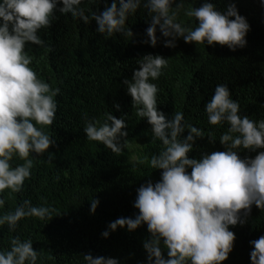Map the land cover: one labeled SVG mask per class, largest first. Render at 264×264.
I'll return each mask as SVG.
<instances>
[{
    "label": "clouds",
    "instance_id": "9594fccd",
    "mask_svg": "<svg viewBox=\"0 0 264 264\" xmlns=\"http://www.w3.org/2000/svg\"><path fill=\"white\" fill-rule=\"evenodd\" d=\"M85 0H0V208L5 205L2 194L23 190L32 173L33 159L48 153L56 140L43 131L53 125L58 103L55 97L60 89H53L39 78L31 67L33 57L25 50L32 44L45 47L39 31L49 28L62 15L71 14L84 24L96 22L97 33L105 39L119 34L133 39L135 33L128 19L139 9L146 10L149 26L143 43L155 47L162 35L165 47H176L182 38L185 43L227 46L231 51L247 45L250 24L239 14L236 3L229 0L224 9H218L211 0H203L199 7L185 9V0H104L103 11H93L81 5ZM264 8V0H259ZM90 5L100 0H87ZM181 11L198 21L190 27L178 21ZM87 13V14H86ZM130 79L122 83L132 98V108L151 126L152 139L162 147L149 160L133 154L136 163L148 161L150 167L161 170L155 183L151 179L136 189L133 217H120L109 222L103 238L118 228L133 232L147 225L148 238L143 242L146 260L143 264H222L234 250L235 233L230 230L246 223L255 205L264 212V119L252 120L240 112L238 100L232 98L226 84H218L214 95L205 104L207 122L213 126L227 125L219 136L224 151L202 153L190 158L189 153L197 139L204 138V130L188 123L183 112L171 117L158 108L160 89L157 81L168 67V58L146 54L136 59ZM119 103H114L116 110ZM127 114L117 118L105 113L101 123L85 114L83 132L86 139L103 144L119 155L133 148L128 141ZM187 130V135H184ZM215 143L213 135L208 136ZM257 152L254 157H241L243 151ZM260 150V151H257ZM14 157L24 161L12 165ZM190 169V171H189ZM58 179V177H57ZM99 199L90 200V214L96 213ZM57 209L51 206H33L24 200L13 212L0 215V226L7 224L10 231L27 217L51 220ZM251 264H264V235L250 241ZM39 253L31 239L11 240L10 248L0 250V264H37ZM84 264H121L118 258L83 255Z\"/></svg>",
    "mask_w": 264,
    "mask_h": 264
},
{
    "label": "trees",
    "instance_id": "16d2710c",
    "mask_svg": "<svg viewBox=\"0 0 264 264\" xmlns=\"http://www.w3.org/2000/svg\"><path fill=\"white\" fill-rule=\"evenodd\" d=\"M211 2L224 9L229 0ZM232 2L250 24L246 47L236 51L219 44L213 47L185 43L182 38L176 41V47H165L166 38L159 31L160 39L155 47L145 44L149 17L143 8L127 22L135 33L133 39L119 34L105 39L95 31V20L86 25L71 14L60 13H56L58 18L51 27L39 31L46 46L29 44L25 50L33 57L31 67L38 77L53 89H60L55 97L58 109L54 123L43 128L56 140V145L49 149L51 161L48 153L30 154L32 175L21 192L5 190L2 194L5 205L0 208V215L15 211L26 199L33 206L54 207L57 213L51 220L24 218L14 231L7 224L0 226V250L9 249L11 240L19 236L22 241L32 240L33 249L39 253L37 264H84L83 255L89 252L94 257L118 258L121 264H143L146 260L143 242L149 236L147 225L133 232L118 228L108 238L101 235L109 222L133 217L138 212L133 207L136 189L149 179L155 183L161 172L152 169L147 160L136 163L130 159L136 154L142 160L145 156L150 160L162 145L152 139L147 121L136 116L132 98L122 81L130 79L133 70L139 68L136 59L146 54L168 58V67L153 81L160 89L158 108L169 117L176 111L183 112L188 123L204 130L205 137L196 140L190 158L224 151L219 136L228 126L208 124L204 110L216 85L229 87L232 98L239 101L241 114L252 120L264 119V8L259 0ZM107 3L110 5L111 0ZM202 3L203 0H185V9ZM81 6L103 11L105 2L100 0L90 5L85 0ZM178 21L193 28L198 25V21L185 16L183 11ZM114 103L120 104L119 110L114 108ZM105 113L117 118L127 114L124 117L128 124L127 139L133 148L117 155L103 144L86 139L85 114L102 123ZM209 135L215 137V143L210 142ZM256 154L247 150L240 153L241 157ZM23 162L14 157L12 165ZM93 197L100 201L94 215L90 214ZM230 230L236 236L234 250L222 264H251L250 241L264 235V212L253 205L246 223Z\"/></svg>",
    "mask_w": 264,
    "mask_h": 264
}]
</instances>
